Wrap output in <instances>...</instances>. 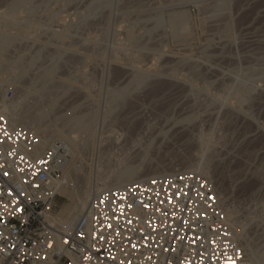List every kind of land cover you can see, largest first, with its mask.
<instances>
[{"label":"rangeland","instance_id":"obj_1","mask_svg":"<svg viewBox=\"0 0 264 264\" xmlns=\"http://www.w3.org/2000/svg\"><path fill=\"white\" fill-rule=\"evenodd\" d=\"M14 1L0 0V32L12 36L0 99L53 141L92 117L67 190L127 166L144 176L203 165L264 264V0ZM181 12L190 27L172 29ZM57 202L55 216L74 205L65 192Z\"/></svg>","mask_w":264,"mask_h":264},{"label":"built area","instance_id":"obj_2","mask_svg":"<svg viewBox=\"0 0 264 264\" xmlns=\"http://www.w3.org/2000/svg\"><path fill=\"white\" fill-rule=\"evenodd\" d=\"M39 141L0 111V264H252L215 184L192 170L95 193L64 231L54 217L70 155Z\"/></svg>","mask_w":264,"mask_h":264},{"label":"bare ground","instance_id":"obj_3","mask_svg":"<svg viewBox=\"0 0 264 264\" xmlns=\"http://www.w3.org/2000/svg\"><path fill=\"white\" fill-rule=\"evenodd\" d=\"M16 1V0H15ZM14 1V2H15ZM18 1V0H17ZM23 1V0H19V3H21V2ZM27 2L29 1V0H26ZM23 2H25V1H23ZM23 2H22V4H23ZM33 2V1H32ZM18 4V3H17ZM16 4V5H17ZM28 4V3H27ZM11 5V4H10ZM15 5V6H16ZM19 5V4H18ZM12 6V5H11ZM20 6H22V5H20ZM10 7V6H9ZM13 8H15V7H13ZM23 8V7H22ZM16 9V8H15ZM19 9V8H18ZM28 10V9H27ZM10 11V10H9ZM8 11V12H9ZM31 11V10H30ZM12 12H13V10H12ZM28 12V11H27ZM180 12V11H179ZM187 12V11H186ZM186 12H185V14H186ZM184 14V12H181V14ZM9 14V13H8ZM178 14V13H177ZM177 14H175V15H177ZM185 14L183 15V16H179V17H177V16H175L176 18H174V19H172V18H170L171 19V24L170 25H172L171 27H172V29L175 27V29L176 28H180V29H184V28H186V26H188L187 25V22L188 21H186V19H184L183 17L185 16ZM13 15V14H12ZM170 15H172V14H170ZM180 15V14H179ZM186 15H188V14H186ZM4 16H5V14H4ZM16 16H17V14H16ZM173 16V17H174ZM9 17H11V16H9ZM170 17V16H169ZM168 17V18H169ZM8 18V17H7ZM16 18V17H15ZM185 18H186V16H185ZM6 20V19H5ZM9 20V19H8ZM15 21H17V20H15ZM167 21V20H166ZM164 22V21H163ZM1 23V22H0ZM167 24V23H166ZM6 26V25H5ZM170 27V28H171ZM189 27H190V25H189ZM189 27H188V31H189ZM17 28V27H16ZM186 30V29H185ZM3 31V30H2ZM7 32V31H6ZM6 32H4V33H2V32H0V55L3 53L2 51L4 50V47H5V45L7 44V43H12L11 41V38L10 37H12V36H8L7 34H5ZM176 32V31H175ZM190 32V31H189ZM19 33V32H18ZM172 33V32H171ZM185 34H187V33H185ZM20 35V34H19ZM177 35V34H176ZM16 36H18V35H16ZM179 37V36H178ZM15 39V38H14ZM16 40V39H15ZM55 67V66H54ZM141 68V67H140ZM51 69V68H50ZM53 69V68H52ZM1 70V69H0ZM3 70V69H2ZM149 69H147V71H148ZM47 70H45V72H46ZM144 71V70H143ZM140 72V71H139ZM145 72L146 71H144V74H145ZM48 73V72H47ZM54 73H55V71H54ZM143 72H140L139 74H142ZM138 74V75H139ZM143 74V75H144ZM51 75V74H50ZM148 75V74H147ZM146 76V75H145ZM136 77H139V76H136ZM143 78H145L144 76H143ZM143 78H138L140 81H141V79H143ZM136 79V78H135ZM138 80V81H139ZM137 81V80H136ZM138 83V82H137ZM27 89V88H26ZM37 91V90H36ZM31 92V91H30ZM27 93V92H26ZM28 94H30V93H28ZM24 97V96H23ZM119 98V97H118ZM122 98V97H121ZM22 99V98H21ZM115 100V99H114ZM117 100V99H116ZM56 102H57V100H55ZM55 103V102H54ZM19 104V103H18ZM21 104V103H20ZM51 104V103H50ZM50 104H49V106H50ZM17 105V104H16ZM24 105H26V104H24ZM29 105V104H28ZM48 106V107H49ZM16 107V106H15ZM17 107H19V106H17ZM54 107V106H53ZM52 107V108H53ZM21 108V107H20ZM39 109V108H38ZM43 110V109H42ZM52 110V109H51ZM0 111H2V112H4V113H6L8 116H9V118L12 120V122L14 123V124H16V125H20V126H24V127H27L28 129L29 128H31V129H33V130H35L36 132H38V133H42L43 132V125L42 126H40V127H43L42 129L41 128H38L37 126V124H29V122L26 120V118H25V116H22L21 115V113L19 114V111H17V108H13V106L10 104V101H8L6 98H3V99H0ZM23 111V110H22ZM30 110H28V112H29ZM44 111V110H43ZM26 113V112H25ZM47 114V113H46ZM89 115V114H88ZM70 119V118H69ZM46 120V119H45ZM91 121H92V117H91V115L90 116H85V117H82V116H80V117H76L75 116V118H72L71 120H68V122H67V125L69 126L68 127V129L70 128V132L67 134V133H65V131L63 132V131H61V130H57L56 132H57V135L59 136V135H61V136H63L64 134L66 135H64L63 137H64V139H63V141L65 140V142L67 143H65V145L67 146V148H68V155L69 154H72V156H73V158L74 157H77L78 156V154H79V146L81 145V143H83L84 144V142H86L85 140H84V138L85 137H83V135H84V133L87 131L86 130V128H88V126L91 124ZM40 122V121H39ZM40 124V123H39ZM41 124H42V122H41ZM44 124V123H43ZM63 127V126H62ZM64 128V127H63ZM65 129H66V127H65ZM64 129V130H65ZM63 130V129H62ZM40 131H42V132H40ZM89 131V130H88ZM34 132V131H33ZM78 133V134H77ZM88 133V132H87ZM89 134H90V132H89ZM88 134V135H89ZM55 136V135H54ZM60 136V137H61ZM56 137V136H55ZM89 137V136H88ZM62 138V137H61ZM53 136H51L50 134H48V135H45V136H39V147H40V149L41 150H44V149H46L51 143H52V141H53ZM82 153V152H81ZM80 157V156H79ZM71 160L70 159H68L67 161H66V163H69ZM77 161V160H76ZM121 162H122V160H121ZM123 163V162H122ZM198 164V163H197ZM117 166V165H116ZM134 168V167H133ZM133 168H128V166H127V168H124V169H122V170H118V172H117V174L115 175V177L111 180L110 179V181H102V183H99V184H97V185H91V186H87L86 188H82V190L81 191H79L78 190V192L76 191V192H74L73 194L72 193H70L69 192V190H67V188L69 187V178H68V176H69V172L66 170L65 172H66V174H67V172H68V175L67 176H65L64 175V178H63V180H62V182H60V184H59V189H60V192H65V193H69L71 196H72V199L74 200V205H69V204H63L62 205V207H61V209H60V211H59V213H58V215L57 216H55L54 217V221L56 222V223H59V224H61V226H62V228H63V230L64 231H66L67 229H69L71 226H72V224L74 223V221L76 220V218L84 211V209L86 208V206H87V204H88V201H89V199H90V197L93 195V194H95V193H98V192H100V191H102V190H104V189H109V188H112V187H117V186H124V185H127V184H129V183H136L137 181H144V180H146V179H149V178H151V177H156V176H164V175H167V174H173V173H175V172H178V171H187V170H192V171H196V172H198V173H200V174H202V175H204V176H206L207 178H209V175L210 174H208V171H207V169H206V167H203V165H200V164H198V165H192V166H187L185 169H176V170H173V171H171V172H167V171H165V172H159V173H151V174H148V175H142V176H137L136 175V170H135V168L133 169ZM71 169H74V170H78V167H76V166H71V168L69 169V171H70V173L73 171H71ZM116 169V168H115ZM115 173H116V171H115ZM108 174V173H107ZM138 174H140V173H138ZM102 178V177H101ZM98 182V181H97ZM90 185V184H89ZM84 186V185H83ZM77 190V189H76ZM228 212H229V218H230V223H231V226H232V229H233V231H234V233H235V237H236V240L237 241H241L240 239H241V237H240V234H239V232L240 231H238V228L236 227V225L237 224H235L236 223V221L235 220H233V218H232V216H233V212H231V211H229L228 210ZM235 221V222H234ZM241 243V242H240ZM242 244V243H241ZM243 246V248H244V250L247 252V254L249 255V253H248V249H247V247L245 246V245H242ZM250 261H251V263L252 264H254L253 263V261L254 260H251L250 259Z\"/></svg>","mask_w":264,"mask_h":264},{"label":"snow or ice","instance_id":"obj_4","mask_svg":"<svg viewBox=\"0 0 264 264\" xmlns=\"http://www.w3.org/2000/svg\"><path fill=\"white\" fill-rule=\"evenodd\" d=\"M40 163L43 164V163H45V161L41 160ZM21 171H23V170H21ZM9 195H11V192H9ZM12 203H16V201L14 200V201H12ZM17 210L22 211V209H17ZM65 243H68V241H65ZM49 246H51V245H49Z\"/></svg>","mask_w":264,"mask_h":264}]
</instances>
